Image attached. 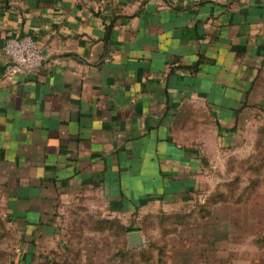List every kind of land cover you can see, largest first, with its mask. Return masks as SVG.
Instances as JSON below:
<instances>
[{
    "label": "crops",
    "instance_id": "1",
    "mask_svg": "<svg viewBox=\"0 0 264 264\" xmlns=\"http://www.w3.org/2000/svg\"><path fill=\"white\" fill-rule=\"evenodd\" d=\"M26 35L41 66L5 75ZM257 148L264 0H0V219L23 264L61 248L65 211L186 202Z\"/></svg>",
    "mask_w": 264,
    "mask_h": 264
},
{
    "label": "rangeland",
    "instance_id": "2",
    "mask_svg": "<svg viewBox=\"0 0 264 264\" xmlns=\"http://www.w3.org/2000/svg\"><path fill=\"white\" fill-rule=\"evenodd\" d=\"M237 159L217 166L206 180L204 194L186 202L145 206L136 218L126 217L129 228L143 234L142 248L127 249V243H121L125 237L120 223L125 220L117 216L105 214L103 218L94 213L92 220L85 216L78 223L85 214L81 208L78 212L82 216L76 220L75 213H62L63 245L42 248L49 261L40 258L34 264H264V149ZM216 206L220 207L217 211ZM221 206L231 209L224 211ZM227 221L232 224L233 240H229L226 252H218L212 244L221 238ZM196 225L201 228L194 232ZM123 245L130 255L112 259ZM158 249L163 250L162 255ZM14 250L11 233L0 219V264H17Z\"/></svg>",
    "mask_w": 264,
    "mask_h": 264
},
{
    "label": "built area",
    "instance_id": "3",
    "mask_svg": "<svg viewBox=\"0 0 264 264\" xmlns=\"http://www.w3.org/2000/svg\"><path fill=\"white\" fill-rule=\"evenodd\" d=\"M3 53L9 61L5 75L36 71L43 61L40 48L29 35L7 38Z\"/></svg>",
    "mask_w": 264,
    "mask_h": 264
},
{
    "label": "trees",
    "instance_id": "4",
    "mask_svg": "<svg viewBox=\"0 0 264 264\" xmlns=\"http://www.w3.org/2000/svg\"><path fill=\"white\" fill-rule=\"evenodd\" d=\"M261 154H263V151H260V153H259V155L260 156H262L263 157V155H261ZM203 209L202 210H205L206 209V207H205V205H203V207H202ZM217 208H220L219 206H216L215 207V211H217ZM229 208L230 207H225V208H222V206H221V209L222 210H224V211H228L229 210ZM231 209V208H230ZM200 211H201V209H200ZM217 216V215H216ZM213 217V215H211V218ZM225 224H229L228 226L227 225H225ZM224 224V227L222 228V233H221V238H218L215 242H213V244L212 245H215V250L216 251H218V252H226L227 251V245L229 244V240H230V242H231V240H233L232 238H233V234H232V232H233V229H232V224H231V221H227L226 223ZM206 225V224H205ZM204 225V226H205ZM201 227H200V225H196L195 227H194V232L195 231H199V229H200ZM130 230H132L131 228H124V230H123V232L125 231V232H127V231H130ZM121 231V230H120ZM193 234H195V233H193ZM124 235V234H123ZM196 235V234H195ZM199 236V235H198ZM224 242V247H220V244L221 243H223ZM122 244H126V242L123 240L122 242H121ZM156 243H158V242H156ZM66 246H64V248H65ZM134 251V249H132L130 252H131V254H132V252ZM117 253H115L113 256H112V259H116L117 257H120V258H123V257H128L130 254H127L126 253V245H123L122 247H120L117 251H116ZM158 254H160V255H162L163 254V250L162 249H158ZM43 259L44 260H47V261H49V258H48V256H44L43 257ZM160 259V258H159ZM35 262V261H34ZM17 264H23V260L21 259V257L18 259V261H17Z\"/></svg>",
    "mask_w": 264,
    "mask_h": 264
},
{
    "label": "water",
    "instance_id": "5",
    "mask_svg": "<svg viewBox=\"0 0 264 264\" xmlns=\"http://www.w3.org/2000/svg\"><path fill=\"white\" fill-rule=\"evenodd\" d=\"M127 249H140L145 245L144 236L140 231H131L127 235Z\"/></svg>",
    "mask_w": 264,
    "mask_h": 264
}]
</instances>
